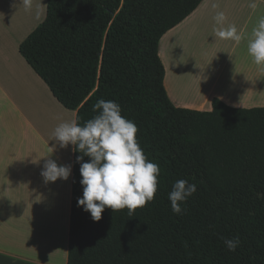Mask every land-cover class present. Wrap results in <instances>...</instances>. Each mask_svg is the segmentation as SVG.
Listing matches in <instances>:
<instances>
[{
    "label": "trees",
    "instance_id": "16d2710c",
    "mask_svg": "<svg viewBox=\"0 0 264 264\" xmlns=\"http://www.w3.org/2000/svg\"><path fill=\"white\" fill-rule=\"evenodd\" d=\"M203 0H46V14L19 54L83 124L112 100L160 167L154 200L100 221L78 207L82 155L73 148L67 264H264V107H175L164 88L159 42ZM90 158L84 157V162ZM178 179L196 193L172 212ZM239 237L230 252L224 239Z\"/></svg>",
    "mask_w": 264,
    "mask_h": 264
},
{
    "label": "crops",
    "instance_id": "0c3cea01",
    "mask_svg": "<svg viewBox=\"0 0 264 264\" xmlns=\"http://www.w3.org/2000/svg\"><path fill=\"white\" fill-rule=\"evenodd\" d=\"M4 1L16 12L23 9L19 0H0V6ZM253 3L255 8L250 6ZM218 12L226 17L223 25L214 19ZM45 14L46 2L43 16L40 18L39 14L33 29L17 42L15 65L6 58V66L12 69L10 80L14 82L21 77L17 87H13L14 92L12 86L8 91L0 86L12 113L18 112L12 96H21L18 83H23L22 69L27 81L49 90L19 54V45L44 20ZM261 17L264 0H203L191 15L168 31L159 42V57L165 69L164 88L171 103L177 108L211 111L212 100L217 98L233 108L264 107V68L254 64L248 54V40ZM230 25H235L243 37L238 44L216 35L218 28ZM70 112V121L75 120L76 111ZM6 137L3 115L0 116V264H67L74 146L69 145L66 156L60 148L58 154L51 151L52 156L42 151L41 157L33 155V159H23L21 152L20 157L4 158ZM9 144L18 153L23 143L19 147L16 138L11 137ZM47 159L58 165H71L69 179L46 184L41 171ZM59 224L63 242L57 246Z\"/></svg>",
    "mask_w": 264,
    "mask_h": 264
},
{
    "label": "clouds",
    "instance_id": "9594fccd",
    "mask_svg": "<svg viewBox=\"0 0 264 264\" xmlns=\"http://www.w3.org/2000/svg\"><path fill=\"white\" fill-rule=\"evenodd\" d=\"M25 11L31 10V0H19ZM255 8V3L250 5ZM215 7V5H214ZM218 25H223L226 17L218 12L214 17ZM216 35L222 40H232L237 44L242 40L235 25L220 27ZM248 54L253 63L264 68V17L259 18L248 40ZM97 112L92 119L81 126L77 120L60 123L54 130V140L61 148L74 146L82 155L77 157L80 164V184L82 198L78 207L90 213L94 221H100L105 208L113 212L127 209L131 216L137 208L152 202L158 189L160 167L150 161L137 141L136 124L124 116L118 103L99 99L93 105ZM89 157L84 162V157ZM71 175V165H58L47 159L41 176L44 182L67 181ZM197 185L186 179H178L168 193L172 212L180 215L182 205L196 193ZM228 251L235 252L240 246L239 237L224 239Z\"/></svg>",
    "mask_w": 264,
    "mask_h": 264
},
{
    "label": "rangeland",
    "instance_id": "374dc122",
    "mask_svg": "<svg viewBox=\"0 0 264 264\" xmlns=\"http://www.w3.org/2000/svg\"><path fill=\"white\" fill-rule=\"evenodd\" d=\"M45 2L40 0L37 4L31 3L30 11H25L23 8L16 12L8 5V1H6L7 5L4 1L0 6V86L3 90L8 91L9 86H12L11 89L13 91V87H17L15 85L21 77H18L17 81L13 80L14 82L10 80L12 69L6 66L8 64L5 63L7 62L6 58L8 56L13 66L15 65V57L18 55L17 42L31 31L41 16H43ZM39 14L40 18H38ZM42 22H39L36 26ZM7 60L9 59L7 58ZM22 71L24 76L23 83H18V86L21 87V96L19 98L17 94L12 96L15 97L13 104L17 106L18 112L12 113L0 90V116L2 118L4 115L7 130V137L4 141L5 146L7 145L4 158L20 157V152L23 159L26 160L28 158L33 159V155L34 157H37V155L41 157L42 151L46 154L49 153L51 156L53 155L51 151L58 154L61 147L54 140L53 133L60 123L70 121L68 115H71V112L51 100V94L49 90H46L45 86L38 87L34 83L27 81L25 69H22ZM11 137L16 138L19 147L23 143L18 153L9 144ZM41 141L51 150L46 149V146H43ZM61 150L62 154L66 156L67 152L65 151L64 153L65 148ZM36 152L39 153L37 154ZM62 242L63 235L59 224L57 227V246H60Z\"/></svg>",
    "mask_w": 264,
    "mask_h": 264
},
{
    "label": "bare ground",
    "instance_id": "6f19581e",
    "mask_svg": "<svg viewBox=\"0 0 264 264\" xmlns=\"http://www.w3.org/2000/svg\"><path fill=\"white\" fill-rule=\"evenodd\" d=\"M68 148V147H67ZM67 148H65V150H64V153H65V151H67ZM65 156V155H64Z\"/></svg>",
    "mask_w": 264,
    "mask_h": 264
}]
</instances>
